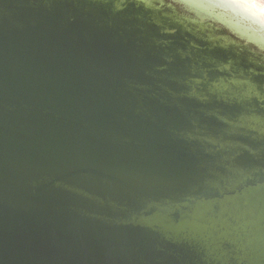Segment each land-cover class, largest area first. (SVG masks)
I'll return each instance as SVG.
<instances>
[{
  "label": "water",
  "instance_id": "obj_1",
  "mask_svg": "<svg viewBox=\"0 0 264 264\" xmlns=\"http://www.w3.org/2000/svg\"><path fill=\"white\" fill-rule=\"evenodd\" d=\"M0 264H264L261 20L0 0Z\"/></svg>",
  "mask_w": 264,
  "mask_h": 264
},
{
  "label": "bare ground",
  "instance_id": "obj_2",
  "mask_svg": "<svg viewBox=\"0 0 264 264\" xmlns=\"http://www.w3.org/2000/svg\"><path fill=\"white\" fill-rule=\"evenodd\" d=\"M225 1L230 3L232 7L243 9L245 12L252 15L253 17H258L264 25V9L260 5L249 0H225Z\"/></svg>",
  "mask_w": 264,
  "mask_h": 264
},
{
  "label": "rangeland",
  "instance_id": "obj_3",
  "mask_svg": "<svg viewBox=\"0 0 264 264\" xmlns=\"http://www.w3.org/2000/svg\"><path fill=\"white\" fill-rule=\"evenodd\" d=\"M249 1H253L256 4L260 5L263 9H264V0H249Z\"/></svg>",
  "mask_w": 264,
  "mask_h": 264
}]
</instances>
